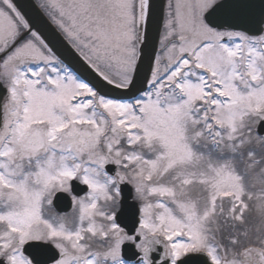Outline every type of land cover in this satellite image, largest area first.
Here are the masks:
<instances>
[{
	"label": "snow or ice",
	"instance_id": "obj_1",
	"mask_svg": "<svg viewBox=\"0 0 264 264\" xmlns=\"http://www.w3.org/2000/svg\"><path fill=\"white\" fill-rule=\"evenodd\" d=\"M0 264H264V0H0Z\"/></svg>",
	"mask_w": 264,
	"mask_h": 264
},
{
	"label": "water",
	"instance_id": "obj_2",
	"mask_svg": "<svg viewBox=\"0 0 264 264\" xmlns=\"http://www.w3.org/2000/svg\"><path fill=\"white\" fill-rule=\"evenodd\" d=\"M21 2L23 3V2H24V0H21Z\"/></svg>",
	"mask_w": 264,
	"mask_h": 264
}]
</instances>
